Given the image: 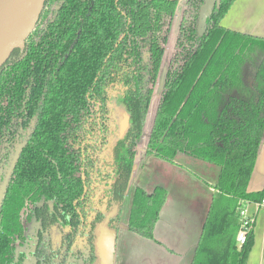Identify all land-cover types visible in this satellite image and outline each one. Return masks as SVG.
<instances>
[{
	"label": "trees",
	"instance_id": "trees-1",
	"mask_svg": "<svg viewBox=\"0 0 264 264\" xmlns=\"http://www.w3.org/2000/svg\"><path fill=\"white\" fill-rule=\"evenodd\" d=\"M160 1L46 0L1 67L0 190L23 149L0 208V264H23L32 221L39 223L34 264H100V226L120 231L136 159L173 162L179 152L220 167L188 264H247L255 216L245 218L242 208L264 200V189H248L264 143V37L222 24L235 0H221L200 35L205 0H184L170 48L173 25ZM164 1L175 18L181 0ZM142 2L153 7L144 24ZM112 98L130 116L119 137ZM167 195L162 186L136 185L127 229L155 239Z\"/></svg>",
	"mask_w": 264,
	"mask_h": 264
},
{
	"label": "crops",
	"instance_id": "crops-1",
	"mask_svg": "<svg viewBox=\"0 0 264 264\" xmlns=\"http://www.w3.org/2000/svg\"><path fill=\"white\" fill-rule=\"evenodd\" d=\"M222 24L233 30L264 37V0H235L223 17ZM219 173L218 165L182 152L177 153L173 162L156 155L147 156L137 185L149 192L156 186L168 191L155 227V239L121 228L117 234L115 259L119 250L117 257L121 264H132L136 258L141 260V264L190 263L213 201ZM263 181L264 143L249 182V191H260ZM249 204L245 212L248 215L252 209V204ZM253 216L256 223V214ZM133 247H136L139 256ZM255 254L261 259L264 257V230L260 233L255 230V244L247 264Z\"/></svg>",
	"mask_w": 264,
	"mask_h": 264
},
{
	"label": "water",
	"instance_id": "water-1",
	"mask_svg": "<svg viewBox=\"0 0 264 264\" xmlns=\"http://www.w3.org/2000/svg\"><path fill=\"white\" fill-rule=\"evenodd\" d=\"M45 1L46 0H0V69L10 58L14 50L22 47L25 43V39L33 30L39 19ZM220 4L221 0H205L202 4L198 23L200 35L206 32L207 20L214 12L215 7ZM129 124L130 116L126 114L121 119L119 136L127 131ZM22 149L23 145L17 149L6 181L0 190V208L9 177ZM115 211L109 215L106 222L114 215ZM117 234L118 231L115 228L109 227L107 224H102L100 226L97 239L100 264L115 263Z\"/></svg>",
	"mask_w": 264,
	"mask_h": 264
},
{
	"label": "rangeland",
	"instance_id": "rangeland-1",
	"mask_svg": "<svg viewBox=\"0 0 264 264\" xmlns=\"http://www.w3.org/2000/svg\"><path fill=\"white\" fill-rule=\"evenodd\" d=\"M184 6H185V2H184V0H181L180 4L177 6L178 13L175 16V18L170 15V10L172 9V5L170 3H167L164 0H162V1H160V5L157 7L158 9H161L163 12H165L166 15H168V19L170 20L171 24L173 25L171 35H170V39H169V43H168V46L170 48L173 47L175 44L176 35H177V26L176 25H177V22L179 19L178 16H179V14L182 11V8ZM152 8L153 7H151V6L144 5L143 2H142V4H140L138 6V10H140L139 22L141 24H144V22L147 20L146 16H148L149 13H151ZM174 22L176 23V25ZM167 63H168V56L166 57V61H165V64L163 66L161 83H163V78L165 75V67H167ZM159 98H160L159 94L157 93L155 95L154 100H153V104L151 107V114L154 112ZM112 106L114 108V112H115V115L117 118V121H116L117 128L114 132V136H115L116 134L119 135V131H120V127H121V119H122V117H124L127 114V111H126L124 105H122L120 103L118 98H114V99L112 98ZM141 162H142V157H138L136 159L135 170H134L131 182H130L129 187H128L127 196H126L124 207H123V219L121 222V228L127 229V215H128L129 208H130L131 195H132V191H133L134 187L137 185L139 172L142 168ZM253 182H255V179H253ZM260 189L261 190L264 189V181H263V185L260 187ZM251 204H252V206H251L252 209H251L250 216H253L254 214H256V218H257V222L255 223V230L258 233L263 232V230H264V204L259 210H257L256 202H252L249 205H251ZM246 210H247V207H246ZM244 225L245 224L242 225L241 229L244 227ZM38 227H39V223L35 222V221L30 222L28 225V235H29V240H30L29 244L31 246L29 245V246L25 247V251L27 252L28 256L25 259V261L23 262V264H31V261L34 258L33 254H32V249H33L34 243L36 242ZM132 249L135 252V254L139 256L136 247H133ZM254 251H255V249H254ZM117 254H119V250L116 253V259H115L114 264H121L119 262ZM132 264H141V260L137 261V258H136V259H134V262ZM248 264H264V257H263V259H261L259 255L257 256V254H255L252 258L249 259Z\"/></svg>",
	"mask_w": 264,
	"mask_h": 264
},
{
	"label": "built area",
	"instance_id": "built-area-1",
	"mask_svg": "<svg viewBox=\"0 0 264 264\" xmlns=\"http://www.w3.org/2000/svg\"><path fill=\"white\" fill-rule=\"evenodd\" d=\"M247 204H249V203H246L244 205V207L242 208V214H243V216H245V218L251 217V221H254L253 216H250V215L245 213V212H247L246 208H245ZM256 204H257V207H260L262 204H264V200L262 202H256ZM246 235H247V230L244 227L241 230H239L238 241H239L240 244H243L245 242Z\"/></svg>",
	"mask_w": 264,
	"mask_h": 264
},
{
	"label": "flooded vegetation",
	"instance_id": "flooded-vegetation-1",
	"mask_svg": "<svg viewBox=\"0 0 264 264\" xmlns=\"http://www.w3.org/2000/svg\"><path fill=\"white\" fill-rule=\"evenodd\" d=\"M116 137H119V135L117 134ZM13 161V160H12ZM9 171V170H8ZM8 174V172H7ZM7 177V175H6ZM5 183V182H4ZM3 183V184H4ZM3 186V185H2ZM1 186V187H2ZM51 235H52V239H53V243L55 246H59L61 244V240H62V233L59 229H57V227L53 228L52 232H51ZM59 260L60 259H57L55 260V264H58L59 263ZM34 261H35V257L32 259L31 261V264H34Z\"/></svg>",
	"mask_w": 264,
	"mask_h": 264
}]
</instances>
